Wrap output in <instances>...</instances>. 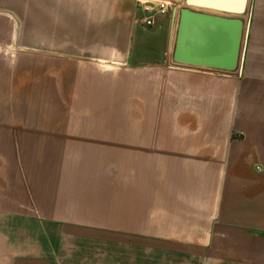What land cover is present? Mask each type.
<instances>
[{
	"label": "crops",
	"instance_id": "obj_1",
	"mask_svg": "<svg viewBox=\"0 0 264 264\" xmlns=\"http://www.w3.org/2000/svg\"><path fill=\"white\" fill-rule=\"evenodd\" d=\"M145 1L0 0V264H264V0L234 72L174 64L179 13L147 24ZM30 42L68 57L53 70L71 83L117 65L132 91L117 129L58 117L46 136L14 113ZM30 154L47 172L30 177Z\"/></svg>",
	"mask_w": 264,
	"mask_h": 264
},
{
	"label": "rangeland",
	"instance_id": "obj_2",
	"mask_svg": "<svg viewBox=\"0 0 264 264\" xmlns=\"http://www.w3.org/2000/svg\"><path fill=\"white\" fill-rule=\"evenodd\" d=\"M41 44V43H37ZM43 45V44H42ZM28 83L27 87L23 84L24 88L19 95L13 91V101H16L18 98V106H16L15 101L13 102L12 110L13 112L28 114L30 117V126L34 129H43L50 130L46 131L47 134L53 130V127L56 126V118L66 119L65 122H61L62 127L65 125L64 129L67 130L68 125L76 126V129H117L119 113L129 112L131 106L126 104L131 102V89L125 88V85L118 83L119 79L122 77L120 75L119 68L115 67L117 65L112 63H104L105 68L108 69L107 74L98 75L94 78L91 73L89 75L84 74V67L82 68V73L73 78V82H69L70 74H55L53 66L62 65L64 69H68V57H54L52 50L37 49L36 42H30L29 55H28ZM125 73V72H124ZM55 77H57V82H55ZM108 78V79H107ZM85 79L88 80L89 90L88 93L84 89H79L78 86L85 85ZM94 79H98L97 82ZM108 81L106 84L103 81ZM81 81V82H79ZM101 82H103L101 84ZM99 83V84H97ZM92 85H97V90L91 89ZM101 85V86H100ZM61 86V87H60ZM60 87V88H59ZM71 87V88H69ZM77 87V88H75ZM85 87V86H84ZM87 94L85 96L84 94ZM105 105H102V103ZM94 114H106L105 118H111L115 121L112 122H91V121H79V122H68L67 119H82L87 117L92 119L90 115ZM57 115V116H56ZM77 115H86V116H77ZM102 126V127H101ZM72 128V127H71ZM63 129V128H62ZM110 133V132H109ZM48 152V151H47ZM46 152V153H47ZM48 158L47 154H42L41 158ZM38 156L30 154V166H33V170L29 169V175L32 176V173H44L47 170H39L36 168L38 161ZM34 165H31L33 164ZM52 172V171H50ZM38 185L32 186L29 185L30 189H37ZM43 191L51 190V185L48 187H42ZM31 195L35 198V194L30 190ZM50 197V198H49ZM38 198V197H37ZM40 198V197H39ZM38 198V199H39ZM43 200L41 202L45 203L47 208H51L52 205V193H44ZM40 198V199H41ZM88 205L92 204L87 202ZM96 207L97 205L101 206V203H93ZM31 209L35 210V206L30 205Z\"/></svg>",
	"mask_w": 264,
	"mask_h": 264
},
{
	"label": "water",
	"instance_id": "obj_3",
	"mask_svg": "<svg viewBox=\"0 0 264 264\" xmlns=\"http://www.w3.org/2000/svg\"><path fill=\"white\" fill-rule=\"evenodd\" d=\"M172 53L177 65L226 72L241 68L250 0H182Z\"/></svg>",
	"mask_w": 264,
	"mask_h": 264
},
{
	"label": "built area",
	"instance_id": "obj_4",
	"mask_svg": "<svg viewBox=\"0 0 264 264\" xmlns=\"http://www.w3.org/2000/svg\"><path fill=\"white\" fill-rule=\"evenodd\" d=\"M176 7L175 0H158V1H145L144 9L150 14L149 18L146 20L147 24L152 23V17L154 14H166L172 8Z\"/></svg>",
	"mask_w": 264,
	"mask_h": 264
},
{
	"label": "bare ground",
	"instance_id": "obj_5",
	"mask_svg": "<svg viewBox=\"0 0 264 264\" xmlns=\"http://www.w3.org/2000/svg\"><path fill=\"white\" fill-rule=\"evenodd\" d=\"M147 1H158V0H147ZM169 1V0H168ZM176 1V0H175Z\"/></svg>",
	"mask_w": 264,
	"mask_h": 264
}]
</instances>
